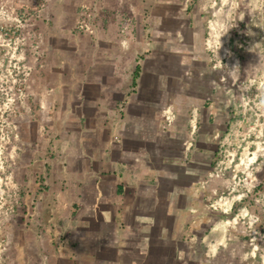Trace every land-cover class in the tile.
Returning <instances> with one entry per match:
<instances>
[{
  "label": "rangeland",
  "instance_id": "rangeland-1",
  "mask_svg": "<svg viewBox=\"0 0 264 264\" xmlns=\"http://www.w3.org/2000/svg\"><path fill=\"white\" fill-rule=\"evenodd\" d=\"M94 2L0 0V257L16 247L22 230L37 224L35 203L46 190L47 162L57 159L50 124L55 103L62 100L55 92L58 66L67 61L61 51L69 59L72 39L96 36L100 9ZM166 5L171 15L166 26L148 36H163L164 27L173 39L167 42L175 52L167 68L175 73L169 72L168 81L177 87L169 85V98L177 97L179 104L191 98L200 117L215 112L210 125L197 123L190 139V162L200 170L193 184L198 193L187 197L194 201L182 198L181 209H169L166 224L173 237L167 240L166 261L264 264V0H168ZM203 29L210 33L207 61L193 56L203 45ZM199 54L203 59L205 53ZM205 64L209 70L199 77ZM234 66L238 72L226 79ZM48 101L55 102L51 110ZM175 124L181 128L186 121ZM183 158L185 163L191 156Z\"/></svg>",
  "mask_w": 264,
  "mask_h": 264
},
{
  "label": "crops",
  "instance_id": "crops-1",
  "mask_svg": "<svg viewBox=\"0 0 264 264\" xmlns=\"http://www.w3.org/2000/svg\"><path fill=\"white\" fill-rule=\"evenodd\" d=\"M94 1L96 36L72 39L69 59L61 51L67 61L58 66L55 92L62 100L47 102L48 110L57 105L50 132L63 163L47 162L37 224L22 230L0 264H171L169 209H181L182 198L198 193L190 139L197 123L210 125L215 112L195 113L188 90L181 91L187 104L169 98V85L177 87L168 81L175 73L167 68L173 39L164 27L163 36H148L166 26L168 0ZM209 34L203 29L194 59L207 61ZM208 70L205 64L197 75ZM179 118L186 125L176 128ZM183 156L191 159L184 163Z\"/></svg>",
  "mask_w": 264,
  "mask_h": 264
},
{
  "label": "clouds",
  "instance_id": "clouds-1",
  "mask_svg": "<svg viewBox=\"0 0 264 264\" xmlns=\"http://www.w3.org/2000/svg\"><path fill=\"white\" fill-rule=\"evenodd\" d=\"M262 29H264V26H262L261 27ZM228 31H226L223 35H225L226 33H227ZM222 47V45H221V41L219 40V42H218V47H217V55H218V51H219V49ZM219 56V55H218ZM238 70H239V67L238 66H234L233 68H231V69H229L228 68V73L226 74V79L227 78H231V74L233 73V72H238ZM262 102H264V101H262Z\"/></svg>",
  "mask_w": 264,
  "mask_h": 264
}]
</instances>
